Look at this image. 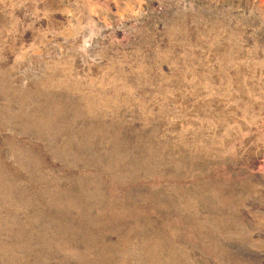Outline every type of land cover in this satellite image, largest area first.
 I'll return each mask as SVG.
<instances>
[{
    "label": "rangeland",
    "instance_id": "rangeland-1",
    "mask_svg": "<svg viewBox=\"0 0 264 264\" xmlns=\"http://www.w3.org/2000/svg\"><path fill=\"white\" fill-rule=\"evenodd\" d=\"M0 264H264V0H0Z\"/></svg>",
    "mask_w": 264,
    "mask_h": 264
}]
</instances>
